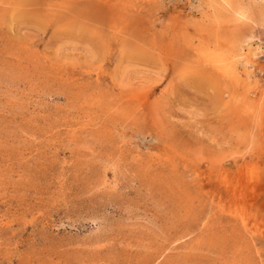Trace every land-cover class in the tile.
<instances>
[{
  "label": "rangeland",
  "instance_id": "obj_1",
  "mask_svg": "<svg viewBox=\"0 0 264 264\" xmlns=\"http://www.w3.org/2000/svg\"><path fill=\"white\" fill-rule=\"evenodd\" d=\"M0 264H264V0H0Z\"/></svg>",
  "mask_w": 264,
  "mask_h": 264
}]
</instances>
